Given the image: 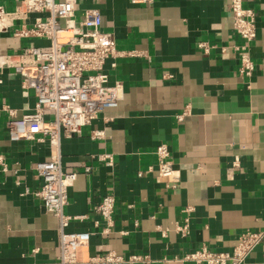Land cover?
Wrapping results in <instances>:
<instances>
[{"label": "crops", "instance_id": "obj_1", "mask_svg": "<svg viewBox=\"0 0 264 264\" xmlns=\"http://www.w3.org/2000/svg\"><path fill=\"white\" fill-rule=\"evenodd\" d=\"M18 2L0 0V5L9 11ZM76 2V19L96 9L100 30L116 48L142 55L105 61L108 83L121 85L122 98L70 137L10 141L8 114L0 115L6 163L0 171V264H51L58 254V220L35 194L41 180L34 169L55 152L61 170L75 173L63 209L72 217L65 230L90 233L78 259L112 249L123 256L147 255V264H196L181 258L201 246L230 251L241 233L264 231V0L244 2L255 13L250 76L237 69L232 45L240 39L228 0ZM11 23L0 28V104L21 116L32 110L35 96L22 87V75L3 63V55L46 46L48 40L15 36L12 27L23 22ZM94 129L102 130L103 138L92 139ZM160 143L180 170L175 189L155 181L154 150ZM100 153L111 154L112 164L99 160ZM106 194L116 200L114 229L101 234L94 208ZM184 224L181 234L176 227ZM245 264H264V235Z\"/></svg>", "mask_w": 264, "mask_h": 264}, {"label": "built area", "instance_id": "obj_2", "mask_svg": "<svg viewBox=\"0 0 264 264\" xmlns=\"http://www.w3.org/2000/svg\"><path fill=\"white\" fill-rule=\"evenodd\" d=\"M245 0H228L227 9L232 16V28L240 43L233 44L238 60V72L250 76L254 62L249 45L256 35L255 13L244 5ZM76 0H19L12 10L0 5V28L12 26V20H22L12 27L15 36L44 38L46 46L29 45L17 54H4L3 63L22 75L23 88L33 90L35 102L30 112L15 116L14 111L0 104V115L8 114L6 133L10 141L49 139L58 142L60 135L70 137L88 125L97 114L115 107L122 98L119 83H108L104 63L108 58L141 56L139 50H119L114 40L100 30L101 18L96 9L85 10L79 19L74 16ZM31 14H38L33 21L25 22ZM206 50V46L199 44ZM115 65L114 62L111 63ZM178 114L181 120L184 114ZM92 139L103 138V131L91 130ZM157 161L155 181L165 188L175 189L180 182V170L176 168L164 143L154 150ZM97 158L107 165L113 162L112 155L100 153ZM34 169L41 183L35 191L44 210L58 220V254L51 264H121L142 262L147 264V255L123 256L112 249L78 259L76 252L88 244L87 231L70 232L65 227L72 218L64 214L68 202V188L75 179L74 172H63L60 155L55 152L48 159L35 162ZM85 171L89 167L85 166ZM6 163L0 154V171ZM115 196L106 194L94 208L101 234L113 232ZM189 207L183 209L189 211ZM75 216L74 218H81ZM186 219V218H185ZM187 224L176 229L184 234ZM264 231H246L237 237L230 251H216L205 246L195 248L182 256V260L196 264H245L247 255L260 243ZM107 246V245H105Z\"/></svg>", "mask_w": 264, "mask_h": 264}]
</instances>
